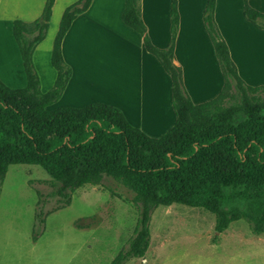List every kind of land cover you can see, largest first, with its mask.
<instances>
[{
    "label": "trees",
    "instance_id": "16d2710c",
    "mask_svg": "<svg viewBox=\"0 0 264 264\" xmlns=\"http://www.w3.org/2000/svg\"><path fill=\"white\" fill-rule=\"evenodd\" d=\"M93 0L67 6L55 35L51 63L57 71L52 89L42 92L33 54L46 37L55 0H45L41 15L15 19L13 34L27 77L15 89L0 79V190L12 164L42 167L58 186L63 206L85 185L111 177L133 192L137 221L132 236L110 264L146 258L151 250L150 221L159 206L181 203L203 207L215 215L212 243L236 221L245 220L252 234H264V85L252 86L239 75L215 19L216 0H209L204 24L220 63L224 84L213 99L194 103L173 62L180 15L173 1L171 41L157 47L142 19L140 0H125L123 22L138 32L146 51L170 76L174 125L152 137L132 125L123 111L102 102L83 107H49L64 93L73 69L65 62L62 42L72 22ZM245 18L264 29V13L244 0ZM36 211L34 231L45 225ZM38 228V231L36 230Z\"/></svg>",
    "mask_w": 264,
    "mask_h": 264
},
{
    "label": "crops",
    "instance_id": "0c3cea01",
    "mask_svg": "<svg viewBox=\"0 0 264 264\" xmlns=\"http://www.w3.org/2000/svg\"><path fill=\"white\" fill-rule=\"evenodd\" d=\"M76 1L55 0L46 37L35 48L33 61L42 92L54 86V38L65 8ZM173 1L180 15L173 62L182 69L192 101L202 103L215 98L224 84L203 19L209 0H140L148 35L160 48L171 41ZM248 3L264 13V0ZM44 4L45 0H0V79L10 88L27 86L12 23L15 19L35 20ZM124 8L125 0H93L72 22L62 42V54L73 73L61 98L49 108L106 103L120 108L132 125L149 136L160 137L176 121L171 78L146 51L142 36L123 22ZM215 19L241 78L252 86L264 85V29L245 18L244 0H216ZM188 211L206 213L209 221H180ZM160 216L151 229L148 256L126 264H245L248 258L252 264L250 260L260 255L264 264V234L255 237L243 219L234 222L220 242L213 244L215 215L205 208L172 203L163 206Z\"/></svg>",
    "mask_w": 264,
    "mask_h": 264
},
{
    "label": "rangeland",
    "instance_id": "374dc122",
    "mask_svg": "<svg viewBox=\"0 0 264 264\" xmlns=\"http://www.w3.org/2000/svg\"><path fill=\"white\" fill-rule=\"evenodd\" d=\"M57 189L38 165L9 166L0 190V264H110L127 244L137 221L132 191L105 177L100 185L78 188L63 206ZM37 210L45 214L40 232L34 231ZM162 211L163 206L153 211L152 231ZM181 217L182 222L209 221L206 213L193 211ZM261 257L250 262L262 264Z\"/></svg>",
    "mask_w": 264,
    "mask_h": 264
}]
</instances>
